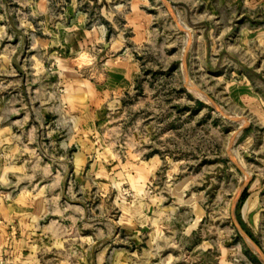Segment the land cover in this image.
Masks as SVG:
<instances>
[{
	"label": "rangeland",
	"instance_id": "1",
	"mask_svg": "<svg viewBox=\"0 0 264 264\" xmlns=\"http://www.w3.org/2000/svg\"><path fill=\"white\" fill-rule=\"evenodd\" d=\"M0 160L66 239L16 264H264V0H0Z\"/></svg>",
	"mask_w": 264,
	"mask_h": 264
},
{
	"label": "crops",
	"instance_id": "2",
	"mask_svg": "<svg viewBox=\"0 0 264 264\" xmlns=\"http://www.w3.org/2000/svg\"><path fill=\"white\" fill-rule=\"evenodd\" d=\"M102 77V80L106 82V84L104 83L105 85L103 84L102 86L110 89L116 82H118L119 85H123V83L127 81L126 79L131 77V72L116 70L114 74L103 75ZM70 81L73 82V85L67 87L65 97L69 109L75 114V112H78L75 109L86 107L87 102H91L92 89L90 81L84 79H71ZM78 113H82V110ZM83 113L85 114V110H83ZM90 127L89 125V128ZM83 130L85 136L81 140L85 142L83 146L84 151L81 155L75 154L73 156V162L76 164L80 161L79 157L81 158V162L84 158L87 159L88 157V134L86 125H84ZM72 140L73 138H70V145H72ZM37 195L38 194L24 192L12 193L10 163L0 160V264L23 263L24 260L32 258L31 251L29 250L28 253H26L25 251L27 249H24L25 247L66 242V239H64L60 233L61 227L59 224L56 222H49L48 224L42 222L43 217L48 211L43 204V200L35 197ZM253 202V200H247L245 202V213L242 212L243 215L248 214L255 216L256 212L254 209L251 210L250 208ZM132 210L133 209H129L128 207L124 208L121 217L124 226H129L131 222H133L130 220L134 219L132 217L135 216V214H133L134 211L132 214L130 213ZM144 211H146V208ZM144 211L142 209H137L138 215H141ZM197 215L200 217L198 212ZM197 221H199L198 218H196V220L194 219L192 223L195 224ZM193 224L186 228L185 237H188L193 232ZM253 226L255 228H252L251 232L255 233L257 224L254 223ZM210 247V244H205L202 250L207 251ZM219 249L220 259L218 264H230L228 259L229 253L227 252L228 249L226 247H220ZM172 261L165 259L162 261V264H172Z\"/></svg>",
	"mask_w": 264,
	"mask_h": 264
},
{
	"label": "trees",
	"instance_id": "3",
	"mask_svg": "<svg viewBox=\"0 0 264 264\" xmlns=\"http://www.w3.org/2000/svg\"><path fill=\"white\" fill-rule=\"evenodd\" d=\"M246 192L244 191L242 196H241V200H243L245 198Z\"/></svg>",
	"mask_w": 264,
	"mask_h": 264
}]
</instances>
